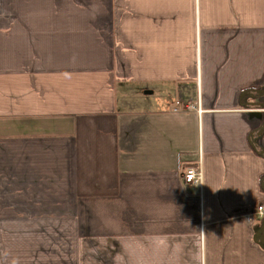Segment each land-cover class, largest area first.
<instances>
[{
    "label": "crops",
    "instance_id": "0c3cea01",
    "mask_svg": "<svg viewBox=\"0 0 264 264\" xmlns=\"http://www.w3.org/2000/svg\"><path fill=\"white\" fill-rule=\"evenodd\" d=\"M257 205L264 0H0V264H264Z\"/></svg>",
    "mask_w": 264,
    "mask_h": 264
},
{
    "label": "built area",
    "instance_id": "2783aa9c",
    "mask_svg": "<svg viewBox=\"0 0 264 264\" xmlns=\"http://www.w3.org/2000/svg\"><path fill=\"white\" fill-rule=\"evenodd\" d=\"M183 180L187 184H198L201 181V171L196 169L194 166L185 167L183 173ZM249 217L256 215L257 218L261 219L264 217V205H257L253 211L247 214Z\"/></svg>",
    "mask_w": 264,
    "mask_h": 264
},
{
    "label": "water",
    "instance_id": "95a60500",
    "mask_svg": "<svg viewBox=\"0 0 264 264\" xmlns=\"http://www.w3.org/2000/svg\"><path fill=\"white\" fill-rule=\"evenodd\" d=\"M263 220H264V217H263Z\"/></svg>",
    "mask_w": 264,
    "mask_h": 264
},
{
    "label": "trees",
    "instance_id": "16d2710c",
    "mask_svg": "<svg viewBox=\"0 0 264 264\" xmlns=\"http://www.w3.org/2000/svg\"><path fill=\"white\" fill-rule=\"evenodd\" d=\"M264 241V240H263Z\"/></svg>",
    "mask_w": 264,
    "mask_h": 264
}]
</instances>
